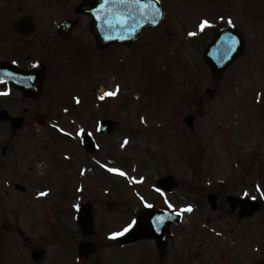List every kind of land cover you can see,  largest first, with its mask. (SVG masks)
I'll use <instances>...</instances> for the list:
<instances>
[{
    "label": "rangeland",
    "instance_id": "1",
    "mask_svg": "<svg viewBox=\"0 0 264 264\" xmlns=\"http://www.w3.org/2000/svg\"><path fill=\"white\" fill-rule=\"evenodd\" d=\"M36 1L40 2L42 0H17V5L33 10L36 9ZM76 1L70 0L72 3ZM46 2L53 3L54 0ZM201 2L203 3L201 4ZM219 3V0H198L190 5L189 11L193 16H198L212 13L215 10H223V8H220ZM247 3L254 9L259 8L258 4L255 5L256 0H248ZM182 5H185L184 0H177L175 8H180ZM51 6L55 8L51 10L38 9L37 15L41 16V20L37 18L38 23L48 22V24H51L64 12L62 9L56 8V6H64L63 0H58L55 5ZM184 18H181V20ZM244 20L246 21L245 14ZM250 22L254 24L253 26H258L261 24L262 19H252ZM168 23H170L169 20ZM86 28L80 27L81 31H78L79 33H76L72 38V47L75 50L78 48L87 50L89 56V50L93 47L88 42L81 40V33H85ZM243 29L247 40L245 55L224 73L217 86H215L217 89L216 97L212 99L205 97L201 108L198 106V102L199 98L203 96L204 89L211 83H216L203 59L204 46L200 47L197 44L196 47L193 45L194 47L183 48L179 43L164 38L160 32H155L154 39H152L153 44L147 45L148 48L137 49L129 54L128 61L126 57H123L122 61H119L117 57L116 60H113L111 69H106L107 66L104 64H107L113 57L102 55L100 64L103 65H100L99 69L103 71L95 77L97 80L94 79L92 82L88 78L90 76L88 67L84 63H73L71 61L77 59L75 52H72L69 56L65 53V50L61 52V56L56 61L63 66V72H65L60 78L62 82L57 83L55 79L51 84L54 97L61 100L62 94L59 93L61 92L60 89L64 88H66L67 96L78 94L77 97H80L81 93L79 92H84L90 82L91 85H98L105 80H109L107 78L110 73H113L122 76L121 78L116 77L117 80L115 81L119 89H122V86L119 85L121 79H125L132 94H138L140 97H138L139 99H133L132 102H125L123 100L127 98L126 95L129 97L132 94L122 89L117 100L103 102L104 113L118 117L121 113L119 111L127 105L129 110L130 107L134 106L132 107L134 112L140 109L142 114L144 112L141 109H146L149 118H154L150 109L155 110L157 107H161L164 110L165 108L170 109L169 112L167 111L164 114L171 117L174 123L165 126L167 122L164 121L161 125L159 121L162 120L160 119H152L153 122H141L139 117L136 116L133 119V132L129 131L127 133L130 134L127 135L128 137H125L126 134L117 128L111 135L105 134L102 137L98 135L96 126L86 129L93 131L94 135H98V142L100 143V149L97 150L96 154L87 155L83 152L82 147L78 145L80 137L76 135L80 128H84L82 125L83 120L79 118L81 122L79 126L78 123H70L71 118L75 117L76 109H71L74 114L73 117L71 112H64V116H62L61 111H56L59 108L47 110L44 95L39 97L40 99L34 100L33 112L42 111V113L49 116L48 125L44 128H37L34 144L38 158L43 161V158H45L51 164L50 167L47 166L48 172L57 174L55 171L61 169V166L57 163L58 153L55 154L54 150H69L73 154L66 159L64 158V217H61L60 221L55 219L56 216H52V219L45 218L42 220L43 225L36 227V229L31 227L29 220L21 218L22 228L30 235H28L30 239L37 241V243L42 241L41 244L45 248H51V252H54L55 248H62L61 246H64L65 241L64 237L60 236L62 234L57 232V226L63 224L64 229L67 227L68 232H73L75 236L74 232L77 228L72 212L75 211L77 205L79 206L87 199L92 200L97 207L102 231H112L113 233L123 228L130 221L131 214L141 207L142 200H139L140 196L137 199L134 195L138 196L142 192L147 195L149 192H145V190L149 189V186L147 187V184L143 185L144 181L149 176L151 180L155 179L152 174L155 171H162L164 167H169L166 169L167 172L173 171L172 168L177 169L179 175L175 176L180 180L178 191L180 206H193L192 203L195 206L196 199H202L200 197L203 194L205 195V198L202 199L203 203L209 205L207 203V191L202 193L198 190V187L192 190V185L191 188L188 185L189 182L192 184V180H190L191 173L195 169L198 173L196 175L197 183L200 182L199 175L204 172L202 179L207 178L213 183L225 184V189L221 190L223 195L231 191L238 194L247 192L249 195L254 194L264 200V197L260 195V191L252 188L253 185L260 184V190H264V26L243 27ZM147 38H152V36ZM56 43H61L60 38ZM156 44L158 49L149 51V48H155ZM166 46L167 53L164 51ZM36 47L40 50L39 44ZM121 51L123 50L118 52ZM174 62L177 65L176 67H173L172 63ZM160 63H171L167 66L169 67L167 69L169 76L163 75V79L165 77L166 81H159L161 76ZM92 69L95 70L94 66ZM112 84L105 85V87L112 86ZM189 88L194 91H190ZM156 90L159 93L163 91L164 96L170 97L169 102L166 103L161 94L158 97H148L151 95L150 91L155 92ZM189 92H195V95H192L191 101H186L185 95ZM143 93H146L145 97H142ZM177 93L180 97L177 96ZM83 104L84 107H87L84 115L92 118L96 111L88 108L86 99L82 102ZM193 110L194 113L200 112L201 114L196 117V133H191L190 129L183 123V118ZM125 114L130 113L126 112ZM175 115H177L176 118ZM157 116H159V113H157ZM160 117L162 116L160 115ZM177 119H179L178 129L175 128ZM64 120L66 126H61L60 129L63 128L65 131L61 133H67V137L72 140L55 136L53 130L57 128L51 126V122L57 121L62 124ZM138 128L140 129L135 131ZM68 133H73V135H68ZM248 137L249 139H247ZM38 138H42V141H38ZM125 140L129 141L126 150L124 149ZM124 150L125 154H123ZM97 157L103 161L101 167L95 164ZM109 168H119L127 175L120 177L118 174L109 171ZM157 174H160V172ZM132 180L133 185L138 189L133 193ZM116 186L118 187L116 188ZM78 188L83 193H78L76 191ZM220 196H222L221 193ZM57 199L51 200L53 202ZM108 199L111 201H107ZM189 202L192 203L189 204ZM109 204L112 206L111 209L108 206ZM28 209L31 211L33 207ZM52 211L57 212L55 204H53ZM213 214L216 215L209 212V206H200L193 214L192 212H186L181 224L175 228L176 239L170 244L168 250L166 249L167 252L163 259L170 262V259L174 257L178 258L181 264H190L187 260H190L191 250L194 249L195 244L203 243L202 239L205 235L201 230L197 233L193 232L195 217L203 218ZM46 226H49V228L47 229ZM197 229L199 228L197 227ZM12 237L6 235L4 239L2 235V238L6 241L0 243V249L16 248L10 242L14 241V237ZM36 238L39 239L36 240ZM204 241L207 243L204 250L205 256L208 258L207 255L213 253L215 246L210 245V240ZM247 243L249 245V242ZM19 246L24 247L23 238L19 239ZM147 246L150 247L151 257L142 253L146 248L143 243H136L131 247L123 248L119 245L109 247L104 256L106 258L105 262L108 264H156L159 253L156 252L153 245L150 246V243ZM64 249L67 248L64 247ZM66 254L68 252L64 251V256ZM53 258L54 255H51L50 259L53 260ZM2 262L3 264H19L21 263V257L11 256V259H2ZM46 263L49 264V259L46 260ZM56 263L59 264L60 261Z\"/></svg>",
    "mask_w": 264,
    "mask_h": 264
},
{
    "label": "flooded vegetation",
    "instance_id": "2",
    "mask_svg": "<svg viewBox=\"0 0 264 264\" xmlns=\"http://www.w3.org/2000/svg\"><path fill=\"white\" fill-rule=\"evenodd\" d=\"M84 1L85 0H79L78 5ZM219 1L220 8L226 9L225 6L228 5L229 0ZM217 11L218 13L214 15L215 17L218 15H224V12H222L223 10ZM5 13V8L0 9L1 15H4ZM8 14L9 12L7 11V15ZM213 17L210 19H213ZM64 19L77 20V25L68 33V35H66L65 28L64 32L62 31L63 38H65L64 36L70 38L72 35H75V32L79 33L78 31H81L80 27H87L85 33H81V39H86L89 34L88 29L90 30L89 27L91 23V18L88 14L77 13L76 8L72 4L69 5L68 1L65 0ZM0 21V64H12L13 61H16V63L13 64L17 65L18 68L20 67L21 70L27 71L36 66L38 62H41L43 65V80L40 93H48L51 89V84L54 81L51 67H49L46 62L49 61L51 57L50 47L48 48L49 44L46 42V40L49 39V35H45V40H43L46 44L45 50L38 57L35 44L38 35V31L36 30L37 26L35 27V30L30 33L18 34L13 30L10 22H7V19ZM38 27L41 29L39 33L40 35L52 31V27L49 25L39 24ZM62 47L64 48L63 45ZM19 85L27 87V94L33 93L32 86H25L22 83H19ZM6 89L9 93L8 95L12 97L10 100L17 102L18 98H15V96L18 94L20 95L19 89L15 86H10L8 83L0 84V92L5 91ZM8 102L9 101L5 102L0 100V109L4 108L3 106ZM34 106L35 101L28 99L25 108H23V114H25L28 119L24 121L23 127L18 130L13 129L8 121L0 122V231L6 230L8 237H12L18 231L16 219H20L21 209L26 208V202L22 201V194H25L28 189L34 191L39 185L43 187L47 182V180L41 181L40 183L38 182L36 174L37 153L36 148L34 147L36 130L34 126V128H31V124L27 126V123H32V121L28 122V113L32 111L31 108H34ZM60 178L64 198V170L61 171ZM217 197L220 198L219 195H217ZM30 203L36 206L37 200L32 198ZM222 206V199H220L219 205L212 211V213L217 214L209 215L200 222V224H205V226L208 225L207 232L210 235V239L213 241L217 240V245L220 247V250L213 253V256L208 254V258L205 257L204 261L207 262L205 264H243L246 254L243 242H240V235L244 233L245 229L251 230L254 228L252 225H245L244 222L245 220H253L255 217L246 219L240 218L238 216V211H234L229 207L228 201H225L226 207L222 208ZM200 229L201 227L197 229V224L195 223L193 226V232L197 233ZM234 243L239 245L235 246ZM18 250L19 249H17V251ZM27 250L32 254L36 251V248L30 247ZM44 251L45 249H43V252ZM204 253L205 251H203V254ZM10 254L16 255L14 252ZM251 254L254 256V254L256 255V252L252 253L249 251L247 255L249 260L251 259ZM2 259H4V254H0V261H2ZM46 259L47 256L43 253L39 260L37 262L34 261L35 263L33 264H45L44 262ZM201 262H203V260H201ZM252 263L254 264L255 261L253 260ZM256 263L264 264V261H262L261 258H257Z\"/></svg>",
    "mask_w": 264,
    "mask_h": 264
},
{
    "label": "snow or ice",
    "instance_id": "3",
    "mask_svg": "<svg viewBox=\"0 0 264 264\" xmlns=\"http://www.w3.org/2000/svg\"><path fill=\"white\" fill-rule=\"evenodd\" d=\"M155 4V0H98V7H93L92 9H90L93 13H97L95 18L97 21L103 19L105 21L106 27L109 30H115L117 28H126L129 32L134 33L137 30L138 26H141L139 24V21L136 20V16L137 13H139L140 18L144 19L146 17H148L149 12L148 9H152V11L154 13H159V9L154 7ZM111 5L112 7L109 8L108 6ZM124 6L126 11L124 12H120L118 9ZM103 11L105 13L104 16L99 15L98 13ZM111 16V18L109 19L108 17ZM221 20H224V17H220ZM133 21L134 23L130 24L129 22ZM155 23V18L154 16L152 17L151 21ZM227 23L229 25L233 24V20L231 17L228 18ZM211 22L208 19H203L200 24H199V28L201 31H203L206 27H210ZM189 35H196V33L192 32V33H188ZM106 39H111V37L106 36ZM239 43L238 40L234 39V38H230L229 41V50L233 51L235 48V45H237ZM13 63H16V61H13ZM6 76L8 77H14V73L12 72H6L5 73ZM7 81L5 80L4 76H0V84H6ZM119 91V86H117V91L113 92V91H109L104 93V95L100 96L99 99L104 100L106 96H116L117 93ZM8 91H3L0 92V95H8ZM76 103H80L79 98H76ZM65 111H67V109H65ZM99 130V129H97ZM61 132H64L65 130L63 128L60 129ZM68 135H73V133H68ZM77 136L83 138L84 136H92L91 132H87L84 128H80L78 133H76ZM125 144L128 143L127 140H125L124 142ZM105 167H107V165H105ZM111 172L114 173H119L121 176H126L127 173H125L124 171H122L119 168H109L108 169ZM135 179V178H133ZM258 190L260 191V195L262 197H264V190H260L259 186H257ZM156 191L160 192L161 189L160 188H156ZM39 195L41 196H46L47 192H41L39 193ZM139 195V194H138ZM249 194L247 192L244 193V196L247 197ZM140 199L142 201H144L145 206L147 208H152L154 207L153 205L149 204L146 200H144V197H140ZM251 199L255 200L256 197L253 196L251 197ZM76 207H79L78 205ZM168 207L169 208H174L175 206L172 205L171 203H168ZM192 212L193 211V206L192 205H187L184 209H181L180 212L178 214H183L184 212ZM164 217L163 216H158L153 220V224L155 225L156 223H163L164 221ZM139 227V220L136 217H133L131 219L130 222H128L122 229L121 231L118 232H113L110 234V238L111 239H115L119 236H123L133 230H135L136 228ZM157 231H159V229H157Z\"/></svg>",
    "mask_w": 264,
    "mask_h": 264
},
{
    "label": "water",
    "instance_id": "4",
    "mask_svg": "<svg viewBox=\"0 0 264 264\" xmlns=\"http://www.w3.org/2000/svg\"><path fill=\"white\" fill-rule=\"evenodd\" d=\"M101 37H102V35H101ZM227 38V37H226ZM226 38H224V39H226ZM223 39V40H224ZM103 40V39H102ZM240 42H241V44H240V47L238 48V49H236V48H234V50L233 51H231L230 52V54H229V61L228 62H230L231 60H232V58H234L240 51H242L243 50V45H244V42H243V38L242 37H240ZM232 56V57H231ZM211 62H212V66L216 69V70H218L219 68H220V70L222 69V67H224V66H226V64L227 63H221V64H215V63H213V61L212 60H210ZM238 204H240L241 205V207H242V211H244L245 212V210L247 211V209H250V208H252V210H257L258 208H259V204L258 203H253V202H250V201H243V202H238ZM144 220H143V217H141L140 219H139V227L138 228H136L135 230H133L130 234H129V239H133V240H135V239H138V238H141V236L143 235V233L145 232L146 234H149V232L148 231H146L144 228ZM145 230V231H144ZM132 234V235H131ZM128 239V240H129Z\"/></svg>",
    "mask_w": 264,
    "mask_h": 264
}]
</instances>
